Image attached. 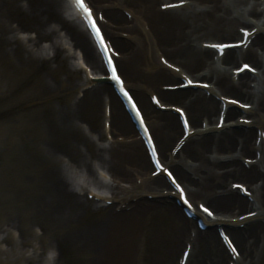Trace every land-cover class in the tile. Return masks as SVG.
Segmentation results:
<instances>
[{"label": "bare ground", "instance_id": "bare-ground-1", "mask_svg": "<svg viewBox=\"0 0 264 264\" xmlns=\"http://www.w3.org/2000/svg\"><path fill=\"white\" fill-rule=\"evenodd\" d=\"M101 1L87 0L96 17L104 12L103 20L98 23L106 39L118 42L120 51H116L119 57L115 62L119 75L146 112L163 163L174 168V174L185 185L188 199L195 207L202 201L211 205L216 218L207 221L209 229H235L228 232L238 247L240 258L233 260L220 238L209 229L194 230V221L187 219L182 208L173 201V189L166 179L161 175L151 176L154 169L140 146L139 135L123 102L113 87L97 85V81L107 77L108 73L69 0H8L0 3L2 97L20 94L22 99V84L32 75L42 70L56 75V71L67 68L69 57H63L61 51L71 47L81 51L75 62L77 67L85 70L87 79L84 83L86 80L78 76L77 83L72 79L67 82L84 93L83 99H76L74 106H49L47 110L38 106L33 111L23 109L24 106H0V117L4 112H19L13 116V122H9L10 128L4 129L5 122L0 118V142L3 144V135L8 134L15 151L28 133L33 139V143H28L27 139V142L23 141L28 145V160L32 161L36 156L46 164L36 174L34 162H31L30 181L26 182L28 187L33 185L42 191L37 193L40 195L36 202H29L28 216L52 223V235L60 243L70 244L84 253L88 264H130L134 254V251L128 253L131 236L142 239L146 224L152 222H160L172 230L177 240H185L186 246L192 247L191 264H256L255 255L264 252V0H184L183 7L166 11H161V6L181 0ZM107 1L110 8H103L101 4ZM160 2V10H156ZM114 8L118 11H110ZM16 20L20 22L14 26ZM245 28L256 31L246 48L226 51L220 58L216 51L204 46L207 43L240 42L243 37L240 29ZM27 31L35 35L24 36ZM172 31L175 39L171 37ZM222 38L234 40L213 41ZM45 40L50 41V48L41 46ZM162 58L168 64L161 62ZM52 60L57 63L54 68L51 67ZM246 61L254 65L257 73H250L253 76L249 75L248 79L236 77L233 71ZM239 62V66H233ZM172 67L179 68V72ZM87 68L91 70L87 71ZM184 76L193 82L210 83V87H196L200 92L191 88L168 90V87L184 84ZM58 89L47 76H42L37 92L43 97ZM149 92L150 99L146 97ZM156 94L164 106H183L194 131L186 146L175 156L173 149L182 137L183 129L172 110L163 114L156 110L151 103ZM229 94L246 100L243 103L251 105L252 109L241 111L229 105L225 130L221 132L217 129L221 101L222 98L233 99ZM89 110L93 111L92 119ZM108 110L109 118H105ZM237 114L240 116L236 119ZM215 116L218 118L213 127L211 122ZM103 117L111 123L110 132H107V135L114 134L111 145L99 144L106 134L103 129L99 128L96 139L82 126L88 121L93 127L96 122L98 127L97 121ZM241 118L251 120V124L242 125ZM202 122H206V126ZM253 128L257 130L253 131ZM257 131L262 137L259 145ZM115 132L121 135L116 136ZM179 134L181 136L175 142ZM128 142L130 145L124 146ZM246 155H254L251 164H246ZM24 157L27 158L26 154ZM134 177L141 180L143 190L138 188V181H133ZM235 177L250 183L248 190L252 192V201L232 189L238 182H231L228 188L227 181ZM102 188L108 192L101 194ZM85 190L104 205L85 199L81 193ZM146 195L155 201H148ZM108 200L120 203L121 207L118 208L117 203L108 212L99 207L105 206ZM244 207L253 210L235 215ZM100 210L105 213L102 217L90 215L91 211ZM252 212L257 213L255 217L239 220L240 216ZM24 214L23 219H26ZM197 216L200 218L201 214L197 212ZM19 222L17 227H21ZM10 225L15 228L13 222ZM27 241L21 240L19 248ZM33 249V254L27 255L13 247V259L0 260V264H38L42 260L37 256L39 248L34 246ZM184 250L177 255L176 264ZM173 263L175 259L164 264Z\"/></svg>", "mask_w": 264, "mask_h": 264}, {"label": "rangeland", "instance_id": "rangeland-1", "mask_svg": "<svg viewBox=\"0 0 264 264\" xmlns=\"http://www.w3.org/2000/svg\"><path fill=\"white\" fill-rule=\"evenodd\" d=\"M8 0H0L1 2H6ZM132 1V0H130ZM128 2V1H127ZM105 3V2H104ZM128 5V4H127ZM108 6V5H107ZM151 6V4H150ZM152 7V6H151ZM157 10V6L155 7ZM118 11V10H116ZM64 15L67 16V13L64 12ZM20 22V20H16L14 23V26ZM26 35L23 33L21 35L29 37L30 35H35L32 31L25 32ZM64 35V33L62 32ZM172 38L175 39L174 32L172 31ZM223 40H227L226 38H222ZM221 39H218L220 41ZM116 43L117 40L114 39ZM50 41L45 40L41 42V46L50 48L49 46ZM62 56H68V62H67V68L63 67V69H60L56 71V75L52 72L46 73L45 70H42L37 73V75H32L26 81L24 84V88L21 92L22 99L19 98L20 94H15L11 97H2L0 93V106H74L76 103V99L81 100L83 99L84 93L78 89L73 88L71 84H67L69 82V79H72V82L77 83L78 76H81L84 80H86V73L85 70L80 69V67H77L75 58H78L82 53L80 50L75 49L74 47H71V49L64 51H61ZM72 57V58H70ZM250 62V61H249ZM57 65V63L52 60L51 61V67L54 68ZM234 65L237 66L235 63ZM72 69V74H69ZM46 74V75H45ZM42 76H47L49 81H52L56 86L59 87L58 91H54L51 94L47 96H41L37 92V88L40 86V78ZM25 77V75H24ZM86 83V81L84 82ZM29 94V96L26 94ZM235 96V95H230ZM18 102V104H16ZM10 114L7 116V120L10 119ZM7 121V122H8ZM83 128L86 132L90 133V129H87L88 125L86 123L83 124ZM86 128V129H85ZM93 135V134H91ZM6 135V140L7 141ZM29 136V135H28ZM94 136V135H93ZM5 145V159L2 156V146L0 145V159L4 160V163L6 165V171H4L3 178H0V242H2L1 238L3 236V229L6 227L8 222L11 220L9 216L12 214L15 215L13 218H16V221L21 219L22 215L26 211L24 208L25 199L27 193L24 195V192L21 190H17L14 192V194H11V191L13 189H17L18 185L21 183L23 184L24 178L27 176V170H28V159L24 157L26 150V147L24 145H20L18 149L12 153L7 149V146L9 147V144L6 143ZM8 150V152H6ZM13 154V155H11ZM30 162V161H29ZM28 163V164H27ZM38 166L40 167V164H42V161L38 159L37 161ZM8 169V170H7ZM11 173V175H10ZM14 177V180H13ZM37 200H35L36 202ZM101 215V214H100ZM99 214L95 216H100ZM30 218L28 219L30 231L28 232L29 238L32 241L28 246L25 247V249L30 248L32 246V243L36 244L35 237L37 236L35 232L41 231L40 235H42L43 231L38 228L35 229L37 226L36 220H33ZM44 224V225H43ZM43 228L45 231L47 222H43ZM44 231V232H45ZM39 234V233H38ZM132 240H130V247L128 250V253L134 251V255L130 257V264H164L167 259L170 258H176V254L180 248L179 244H175L174 240L171 238V236H168L167 228H164L163 226H159L157 224L149 225L146 227V232L143 235L142 239L136 240V235H132ZM34 239V240H33ZM51 239V237L49 238ZM18 238L17 236L14 238H9L8 242L9 244L12 243L16 244ZM50 244L47 243L42 248L43 249V258H50L49 253L53 249L49 246ZM124 246H122V249ZM24 249V250H25ZM30 251V249L28 250ZM32 251V249H31ZM31 253V252H30ZM59 257L61 258V264H85L83 262V257L79 254H76L77 252L71 251L64 248L63 251L59 250L58 252ZM171 254L173 255L171 257ZM7 254H1L0 257L5 258ZM127 258V254H126ZM128 259V258H127ZM170 261V260H169ZM45 262V261H43ZM261 264H264V256L262 258Z\"/></svg>", "mask_w": 264, "mask_h": 264}, {"label": "snow or ice", "instance_id": "snow-or-ice-1", "mask_svg": "<svg viewBox=\"0 0 264 264\" xmlns=\"http://www.w3.org/2000/svg\"><path fill=\"white\" fill-rule=\"evenodd\" d=\"M74 2H75V5L80 10H82V12L85 15V18L90 22L91 29L94 30L95 34L100 39V43L104 46L105 51H107V45H106L105 40H104L103 32H102L100 26L98 25V23L96 22V15L94 14L93 8L89 6V3L87 2V0H74ZM181 3L183 4L184 3V0H181ZM164 7L165 8L175 7V5H167L166 4V5H164ZM99 18L101 20H103V14H100V17ZM242 31L245 33L246 36H251L252 35V33L248 32V30L246 28L243 29ZM241 43H243V41H241ZM237 46L238 45L228 44V43H221V44H217V45H212V47L218 48L221 52H223L224 49L234 48V47H237ZM116 55H119V53H116ZM108 63L111 65V72L113 73L112 79L116 80L120 84L121 91H123L124 92V95L127 96L128 99L133 103V107H134L135 111L137 112V114L140 116L141 123H143L144 120H143V116L140 114V109H139V107L136 106L135 101L132 100L131 94L125 88V82L122 79V77L119 75L117 66H116L114 60L112 59V55L111 54H109V56H108ZM249 67H250V65H248V64H245L244 65V68H249ZM251 70L253 72L256 71L255 68H252ZM188 83L189 84H192L193 81L192 80H189ZM205 87H207V85H205ZM155 102L157 104H160V100L158 98H156ZM232 102L233 103H237V104L240 103L238 100H234ZM244 107L249 108V107H251V105H247L246 104V105H244ZM178 111L183 112V109H178ZM184 123L185 124H188V118H187V115L186 114L184 116ZM145 131L148 132L147 125H145ZM148 139H149V142L152 144V150H153V152L156 153V144H155V142L152 139L151 133H149ZM156 164L161 169L164 168V166L160 162V159H159V155L158 154L156 155ZM164 171H166L167 174H168V176L172 177V180L177 183V187H180L179 182L176 181V177L172 174V172L171 171H168L167 169H164ZM239 187H243V186H239ZM180 191H181V193L184 192L183 187H180ZM245 191H247V189H245ZM185 202H188L186 196H185ZM199 207H201L203 209V211L206 212V213H208L209 215H215V213H213L210 210L209 207H206L203 204L199 205ZM251 215H255V214L254 213H251ZM228 244L232 247L233 251L236 252L237 255H239V252L237 251L236 246L233 244V242H232L231 239H228Z\"/></svg>", "mask_w": 264, "mask_h": 264}]
</instances>
